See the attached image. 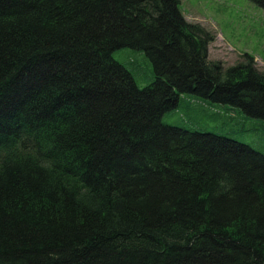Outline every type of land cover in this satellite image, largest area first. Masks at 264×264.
<instances>
[{
	"label": "trees",
	"instance_id": "trees-1",
	"mask_svg": "<svg viewBox=\"0 0 264 264\" xmlns=\"http://www.w3.org/2000/svg\"><path fill=\"white\" fill-rule=\"evenodd\" d=\"M180 2L0 0V264H264V154L162 120L185 93L264 119V71L210 62Z\"/></svg>",
	"mask_w": 264,
	"mask_h": 264
},
{
	"label": "rangeland",
	"instance_id": "rangeland-1",
	"mask_svg": "<svg viewBox=\"0 0 264 264\" xmlns=\"http://www.w3.org/2000/svg\"><path fill=\"white\" fill-rule=\"evenodd\" d=\"M185 18L210 34L208 60L224 68L253 57L264 71V8L251 0H181ZM131 71L139 87L155 79L153 63L144 51L123 47L114 52ZM163 123L210 132L248 144L264 154V119L250 117L240 108L214 103L194 94H182L176 107L166 111Z\"/></svg>",
	"mask_w": 264,
	"mask_h": 264
}]
</instances>
